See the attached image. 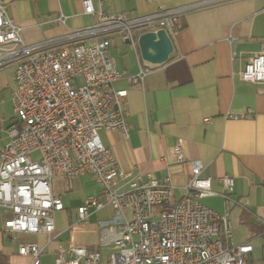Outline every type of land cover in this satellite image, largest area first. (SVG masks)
Segmentation results:
<instances>
[{"label":"built area","instance_id":"2783aa9c","mask_svg":"<svg viewBox=\"0 0 264 264\" xmlns=\"http://www.w3.org/2000/svg\"><path fill=\"white\" fill-rule=\"evenodd\" d=\"M74 1L81 2L84 13L98 15L100 23L56 39L27 43L24 28L0 0V69L13 65L16 83L14 116L7 129L10 141L0 147V206L12 212L5 231L43 233L50 243L56 214L65 209L61 195L53 190V180L62 177L72 187L76 177L91 175L101 194L87 196L77 207L78 224L88 226L93 212L107 206L113 210L112 219L98 222L93 247L74 241L67 247L60 244L54 264H254V246L237 243L233 237L229 210L236 203L234 177H218L222 191L217 192L213 179L202 176V161L190 160L191 178L183 196L172 202L169 177L147 173L144 178L122 169L102 141L101 131L130 134L129 90L116 82L142 84L151 68L140 67L134 75L120 71L107 38L61 44L119 31L137 51L139 35L146 31L165 29L173 38L187 7H160L155 13L128 18L108 16L101 7L106 0ZM58 20L65 22L63 16ZM238 76L264 84V41ZM248 112L228 117L245 118L252 111ZM174 153L178 162L187 160L181 145L174 146ZM217 195L224 199L225 213L203 202ZM44 250L34 242L18 247L19 255L31 257L30 264H43Z\"/></svg>","mask_w":264,"mask_h":264},{"label":"crops","instance_id":"0c3cea01","mask_svg":"<svg viewBox=\"0 0 264 264\" xmlns=\"http://www.w3.org/2000/svg\"><path fill=\"white\" fill-rule=\"evenodd\" d=\"M3 1L8 13L24 28L27 43L56 39L100 23L98 15L84 13L80 1ZM179 6L187 10L177 21L179 31L172 38L174 52L159 66L144 62L139 46L135 51L119 31L61 44L107 38L120 71L134 75L140 67L151 68L142 84H130L126 79L116 82L117 87L129 90L130 134L125 137L119 130L101 131L102 141L112 149L122 169L140 173L144 178L147 173L159 179L169 177L173 185L172 202L185 192L192 175L190 160L202 161V176L213 179L217 192L222 191L218 177L225 174L234 177L232 197L236 203L229 210L234 240L250 242L254 246L253 263L264 264V254L256 259L253 244L264 242V84L242 81L238 76L264 41V0H106L101 7L108 16L122 14L129 18L155 13L160 7ZM60 16L65 22L58 20ZM15 88L14 66L1 68L0 147L10 141L7 129L14 116ZM249 110L252 112L245 118L228 117L230 113ZM176 145L184 148L185 162L177 161ZM53 190L61 195L65 209L56 214V232L50 243L43 233L8 234L4 223L12 212L0 206V260L7 264H30L31 257L18 253L23 242L38 243L45 248L42 262L48 253L54 255L55 261L60 244L67 247L74 241L88 247L95 245L99 227L94 220H98L100 212L103 218L111 220L113 210L107 206L94 211L88 226L78 224L77 207L87 196L101 194L94 178L76 177L69 187L64 178L56 177ZM203 202L219 213L226 212L220 195ZM67 229L70 235L63 241ZM88 231L96 236H88ZM240 231L251 236L243 239L236 235ZM39 236L45 237L44 242L35 240Z\"/></svg>","mask_w":264,"mask_h":264},{"label":"water","instance_id":"95a60500","mask_svg":"<svg viewBox=\"0 0 264 264\" xmlns=\"http://www.w3.org/2000/svg\"><path fill=\"white\" fill-rule=\"evenodd\" d=\"M138 45L143 61L151 66L164 64L174 52L173 40L165 29L140 34Z\"/></svg>","mask_w":264,"mask_h":264},{"label":"rangeland","instance_id":"374dc122","mask_svg":"<svg viewBox=\"0 0 264 264\" xmlns=\"http://www.w3.org/2000/svg\"><path fill=\"white\" fill-rule=\"evenodd\" d=\"M116 40L119 41L120 40V37L119 36H116ZM130 47V45H128ZM35 156H38V153L35 154ZM105 212V211H104ZM106 213H109V210H106ZM98 220H100L101 222H108V220L106 218H103V213L100 212V215L98 216L97 218ZM98 220H94V223L98 224ZM90 235H92V232L91 231H88ZM70 235V230L67 229L65 231V233H63V236H62V240H66L68 239ZM237 236H242L243 239H247L251 236V234L247 233V232H244V231H240L239 233H236ZM35 240H37L38 242L42 243L44 242L45 240V237L44 236H39V237H36ZM253 244L255 245L256 247V253H255V256H256V259H260L262 258V255L264 254V242H261V243H258L256 241L253 242ZM263 244V245H262ZM54 255L53 254H47V256L44 255L43 257V264H53L54 263Z\"/></svg>","mask_w":264,"mask_h":264},{"label":"trees","instance_id":"16d2710c","mask_svg":"<svg viewBox=\"0 0 264 264\" xmlns=\"http://www.w3.org/2000/svg\"><path fill=\"white\" fill-rule=\"evenodd\" d=\"M0 264H7L4 260H0Z\"/></svg>","mask_w":264,"mask_h":264}]
</instances>
